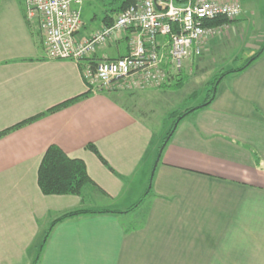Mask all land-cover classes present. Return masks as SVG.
<instances>
[{
	"label": "crops",
	"instance_id": "crops-1",
	"mask_svg": "<svg viewBox=\"0 0 264 264\" xmlns=\"http://www.w3.org/2000/svg\"><path fill=\"white\" fill-rule=\"evenodd\" d=\"M89 1L101 0H84L83 15ZM24 3L0 1V133L86 93L87 62L129 54L123 36L84 62L51 60ZM104 26L102 19L80 35ZM219 35L206 39L200 59L219 56ZM263 42L248 44L260 56L219 82L213 101L179 123L161 156L138 109L143 101L125 89L94 90L0 138V264H33L39 254V264H264ZM52 145L84 161L96 187L44 195L38 171ZM76 210L110 213L52 226Z\"/></svg>",
	"mask_w": 264,
	"mask_h": 264
},
{
	"label": "built area",
	"instance_id": "built-area-1",
	"mask_svg": "<svg viewBox=\"0 0 264 264\" xmlns=\"http://www.w3.org/2000/svg\"><path fill=\"white\" fill-rule=\"evenodd\" d=\"M83 9L84 0H25L26 18L39 21L43 48L51 60L84 62L100 47L128 36V55L98 61L93 68L86 64L83 77L92 91H139L161 85L168 71L201 55L206 39L217 29L211 22L235 20L243 11L234 0H134L113 24L82 37Z\"/></svg>",
	"mask_w": 264,
	"mask_h": 264
},
{
	"label": "rangeland",
	"instance_id": "rangeland-1",
	"mask_svg": "<svg viewBox=\"0 0 264 264\" xmlns=\"http://www.w3.org/2000/svg\"><path fill=\"white\" fill-rule=\"evenodd\" d=\"M17 1L21 6L20 0ZM219 1L231 2L232 0ZM234 1L242 5L243 11L237 19L221 26V31L218 30L220 26L216 27L215 34L220 33L219 48H217L219 56L214 57L216 54L214 51L213 55L202 56L201 59L196 55L190 56L183 61L179 70L168 71L161 85L141 90L142 92L137 91L136 97H140V101H143V107L138 109L144 113L155 132V150L163 143L174 121L172 113L176 115L178 112L202 105L212 94L211 89L214 88V83L221 74L243 67L250 58L261 52L259 48L249 49L248 44L264 41V0ZM106 9L108 7L101 1L86 3L83 15L84 33H90L97 24L101 23ZM113 17L116 19L117 15ZM39 36V34L36 35V37ZM215 49L216 46H214ZM211 58L213 60L218 58L219 63L206 65V59ZM201 60L204 62L203 65H199ZM94 204L98 207L103 206V203H98V200Z\"/></svg>",
	"mask_w": 264,
	"mask_h": 264
},
{
	"label": "trees",
	"instance_id": "trees-1",
	"mask_svg": "<svg viewBox=\"0 0 264 264\" xmlns=\"http://www.w3.org/2000/svg\"><path fill=\"white\" fill-rule=\"evenodd\" d=\"M1 1V0H0ZM102 2H107L109 1V5L112 6V9H109L108 13L104 15L103 22L106 23L107 26L113 24L114 22V15H118L125 9L128 5L132 4L134 0H101ZM233 20H227V19H220L216 20L215 22H211L210 25L213 27H218V26H223L225 23H229ZM260 56V52L255 54L252 58H250L246 64L245 67L248 66L253 60H255L257 57ZM90 65L92 68L95 66L96 63L94 62H89L87 63ZM244 67L237 69V70H229L227 72H224L221 74L217 79L216 82L214 83V88L211 89L212 94L210 97L200 106L198 107H193L186 109L184 112H178V114L172 113V118H174L173 123L171 124L169 131L167 133V136L165 137L163 143L160 146V156L162 155L167 143L170 141L171 137L175 133L179 123L189 114L196 112L206 106H208L214 98V95L216 93V89L218 84L217 81H221L226 75L233 73V72H238L243 70ZM180 83H178L179 85ZM107 92V91H106ZM92 90L89 89L86 93L75 97L69 101H66L62 104L57 105L54 108L49 109L47 112L38 115L36 117H32L30 119H27L25 121H22L21 123L14 125L13 127L3 131L0 133V138L5 136L6 134L17 130L25 125H28L40 118H42L45 115L57 112L63 108H66L67 106L71 105L72 103H75L83 98H87L91 96ZM89 150H91L93 153H95L99 159L106 165V161L103 159V157L100 155L98 149L93 146L92 144H89L87 146ZM38 184L39 187L42 191V193L46 196H52V195H82L83 191L87 187H96V184L94 181L90 178L88 171H87V166L84 161L80 159H72L68 157L65 152L58 146L52 145L48 148L46 151L40 167L38 171ZM135 208V207H133ZM88 213H110V211L107 210H100V211H89V210H76V211H71L68 212L58 219H56L52 226H55L57 223L72 217V216H79L82 214H88ZM40 260V254L38 257L34 260L33 264H39Z\"/></svg>",
	"mask_w": 264,
	"mask_h": 264
},
{
	"label": "water",
	"instance_id": "water-1",
	"mask_svg": "<svg viewBox=\"0 0 264 264\" xmlns=\"http://www.w3.org/2000/svg\"><path fill=\"white\" fill-rule=\"evenodd\" d=\"M156 1H158V0H156ZM158 8L160 9V6H158Z\"/></svg>",
	"mask_w": 264,
	"mask_h": 264
}]
</instances>
